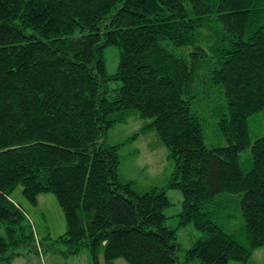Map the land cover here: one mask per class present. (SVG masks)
I'll return each instance as SVG.
<instances>
[{"label":"trees","instance_id":"obj_1","mask_svg":"<svg viewBox=\"0 0 264 264\" xmlns=\"http://www.w3.org/2000/svg\"><path fill=\"white\" fill-rule=\"evenodd\" d=\"M263 108L264 0H0V264L83 248L90 264H246L264 245V134H249ZM130 114L146 120L109 143ZM209 121L225 144L206 145ZM148 130L172 171L139 190L119 174L118 147ZM18 185L31 204L54 195L62 234L36 237ZM168 188L182 195L174 226ZM239 214L238 232L221 223ZM188 223L199 235L180 259Z\"/></svg>","mask_w":264,"mask_h":264},{"label":"rangeland","instance_id":"obj_2","mask_svg":"<svg viewBox=\"0 0 264 264\" xmlns=\"http://www.w3.org/2000/svg\"><path fill=\"white\" fill-rule=\"evenodd\" d=\"M104 58L106 70L113 73L118 63V48L116 45H106L104 47ZM112 85H115L113 82ZM146 119L139 118L135 114H130L125 121L117 122L108 129L106 140L109 143L123 142L129 135L136 132ZM250 139L264 134V108L252 114L249 118ZM204 141L207 146L225 144V139L219 134L215 125L211 121L204 125ZM167 149L159 140L153 130L139 133L134 139L125 141L118 147L119 165L118 171L124 180H133L139 190L147 189L151 186H163L165 180L171 174L172 163L166 158ZM250 146H245L240 152L242 168L249 169L251 164ZM171 204L164 209L167 216L166 224L174 226L177 223V214L181 210L182 195L177 188H168L166 190ZM11 197L20 203L25 209L30 219L36 237L42 238L47 235L55 238L65 230V219L61 208L59 207L54 195L50 192L38 195L37 202L31 204L22 194L21 186L18 185L12 192ZM238 198L239 193L231 195ZM239 213V212H238ZM229 222L234 227L235 232L242 225V218L239 214ZM220 223V221H219ZM199 232L191 223L180 227L177 230V240L180 244L178 256L181 259L183 250L191 245L198 237ZM42 256V255H41ZM37 254L29 253L23 255L22 259L12 261L11 264H90L89 254L86 248L80 250L77 254L66 257L54 254L49 251L43 253V257ZM101 264H106L102 262ZM110 264H128L122 257L114 259ZM228 264H241L239 260L230 259ZM246 264H264V245L255 248L248 258Z\"/></svg>","mask_w":264,"mask_h":264},{"label":"crops","instance_id":"obj_3","mask_svg":"<svg viewBox=\"0 0 264 264\" xmlns=\"http://www.w3.org/2000/svg\"><path fill=\"white\" fill-rule=\"evenodd\" d=\"M37 199H38V197H37ZM13 200H14V199H13ZM43 253H44V252H39L37 255H38V256H41V255H42L41 257H43ZM51 253H53V252H51ZM54 254H57V253H54ZM59 255H60V254H59ZM61 256H62V255H61ZM20 257H21V256L16 257V258L14 259V261H17V258H20ZM21 258L24 259L23 256H22ZM14 261H13V263H14Z\"/></svg>","mask_w":264,"mask_h":264}]
</instances>
